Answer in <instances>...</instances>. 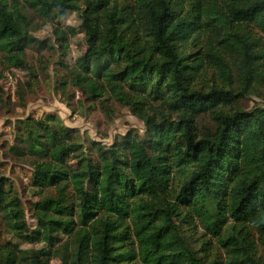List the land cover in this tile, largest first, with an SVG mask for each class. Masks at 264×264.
Segmentation results:
<instances>
[{
  "label": "trees",
  "instance_id": "1",
  "mask_svg": "<svg viewBox=\"0 0 264 264\" xmlns=\"http://www.w3.org/2000/svg\"><path fill=\"white\" fill-rule=\"evenodd\" d=\"M69 10L86 44L70 83L146 131L87 154L58 116L18 119L8 150L31 160L36 224L2 177L0 214L42 246L7 241L0 264H263L264 103L240 104L264 96V0H0L2 61L23 63L29 11L55 23ZM75 34L53 26L63 67ZM65 154L75 167L53 158Z\"/></svg>",
  "mask_w": 264,
  "mask_h": 264
},
{
  "label": "rangeland",
  "instance_id": "2",
  "mask_svg": "<svg viewBox=\"0 0 264 264\" xmlns=\"http://www.w3.org/2000/svg\"><path fill=\"white\" fill-rule=\"evenodd\" d=\"M29 15L31 41L25 46L23 63L6 64L0 53V177L10 182L12 191L24 210V220L33 227L36 219L33 217L32 204L39 198V193L30 182L33 170L31 160L15 157L8 150L14 143V127L18 119L28 116L38 119L46 114L58 116L64 125L74 129L73 139L84 146L87 154L91 152V141L107 146L128 132L143 134L146 127L128 108L121 107L116 102H110L113 114L107 116L98 101L87 100L70 83L69 70L75 59L86 49L84 33L78 28L80 18L77 11H67L55 23L44 20L32 11H29ZM55 24L60 27H76V34L70 38L68 54L63 58L67 63L66 67L58 62L60 50L54 45ZM40 42L44 45L52 42V51L42 48L44 45L41 46ZM236 65L239 66L238 62ZM239 85L237 81L235 86ZM261 103H264V96L250 93L242 99L240 106L250 109ZM53 158L57 162L76 166L72 154L55 155ZM190 233L193 239L198 238L197 233ZM7 241L16 243L22 249L42 246L15 237L4 225L0 214V245ZM256 257L264 264L263 247H258ZM50 264H60V260L54 258Z\"/></svg>",
  "mask_w": 264,
  "mask_h": 264
}]
</instances>
